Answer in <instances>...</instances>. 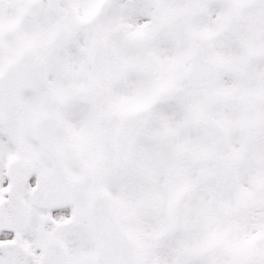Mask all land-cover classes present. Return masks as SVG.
I'll use <instances>...</instances> for the list:
<instances>
[{"label": "snow or ice", "instance_id": "obj_1", "mask_svg": "<svg viewBox=\"0 0 264 264\" xmlns=\"http://www.w3.org/2000/svg\"><path fill=\"white\" fill-rule=\"evenodd\" d=\"M0 264H264V0H0Z\"/></svg>", "mask_w": 264, "mask_h": 264}]
</instances>
